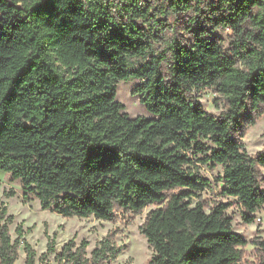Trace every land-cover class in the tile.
Returning <instances> with one entry per match:
<instances>
[{"label": "trees", "instance_id": "16d2710c", "mask_svg": "<svg viewBox=\"0 0 264 264\" xmlns=\"http://www.w3.org/2000/svg\"><path fill=\"white\" fill-rule=\"evenodd\" d=\"M225 29L227 47L211 35ZM129 79L152 116L116 100ZM204 88L218 115L198 102ZM263 112L264 0H0V169L24 201L32 193L62 216L112 220L161 203L139 226L148 264H264V237L233 230L232 202L200 195L202 165L220 164L223 192L254 221L264 147L249 154L243 136ZM12 218L0 202V264L14 263L20 241L35 264ZM114 234L89 255L69 239L57 264H108L125 248ZM52 251L49 237L40 264Z\"/></svg>", "mask_w": 264, "mask_h": 264}, {"label": "rangeland", "instance_id": "374dc122", "mask_svg": "<svg viewBox=\"0 0 264 264\" xmlns=\"http://www.w3.org/2000/svg\"><path fill=\"white\" fill-rule=\"evenodd\" d=\"M213 38L222 40L224 47L228 46L231 31L215 30ZM137 79L121 80L117 86L116 100L124 105V110L129 116H152L140 103L138 94H134L133 88ZM217 94L210 88H204L197 92V100L207 111L218 115L221 108L215 105ZM245 148L249 154H254L264 147V112L260 114L252 125L246 127L243 136ZM202 173L210 179V186L200 192L203 199L210 204L228 201L232 202L226 210L230 216L233 230L240 233L246 240L255 236L264 237V205L255 212V219L251 223H244L241 207L236 198L223 192L222 182L217 180L221 175L220 164L202 165ZM264 188V180L261 182ZM195 198H192L194 201ZM0 202L7 208V214L12 215L9 223V232L14 239L17 236L16 228L21 226L23 235L21 239L27 241L35 250V264H40V256L47 250L49 237L54 238V251L47 252L48 264H57L55 255L59 253L63 245L74 239L76 244L81 240L87 241V255L110 230H114V241L117 245H125V248L108 264H148L152 250L146 238L141 234L139 226L144 221L148 212L161 203H152L142 209L140 213H124L116 211L112 220L96 218L93 215L87 217L62 216L51 209H42L35 195L30 193L28 200H23L22 188L19 179H13L10 174L0 169ZM248 253H252L253 245H247ZM18 254L13 264H24V243L20 241Z\"/></svg>", "mask_w": 264, "mask_h": 264}]
</instances>
